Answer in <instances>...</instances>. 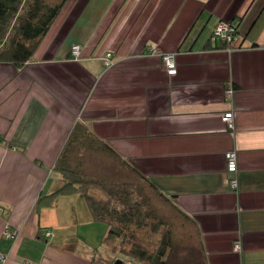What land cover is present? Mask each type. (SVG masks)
<instances>
[{"label":"crops","instance_id":"0c3cea01","mask_svg":"<svg viewBox=\"0 0 264 264\" xmlns=\"http://www.w3.org/2000/svg\"><path fill=\"white\" fill-rule=\"evenodd\" d=\"M220 20L231 43L212 35ZM77 122L195 222L204 264H264V0H66L21 68L0 62V264H119L79 245L83 197L36 209Z\"/></svg>","mask_w":264,"mask_h":264},{"label":"trees","instance_id":"16d2710c","mask_svg":"<svg viewBox=\"0 0 264 264\" xmlns=\"http://www.w3.org/2000/svg\"><path fill=\"white\" fill-rule=\"evenodd\" d=\"M65 2L0 0V62L21 68L31 58ZM88 153H102L113 160L118 168L126 171L127 177L99 178L90 175L84 166ZM54 167L60 173L61 184L52 193L41 195L36 209L52 206L58 196L83 197L90 219L104 221L107 225L102 241L117 246L130 264L132 260L140 264H170L171 258L176 255L174 228L153 205L154 197L189 223L197 236L195 222L170 197L83 123L77 122L72 127ZM134 230L144 231L145 234L137 235ZM156 236L155 241H151Z\"/></svg>","mask_w":264,"mask_h":264},{"label":"rangeland","instance_id":"374dc122","mask_svg":"<svg viewBox=\"0 0 264 264\" xmlns=\"http://www.w3.org/2000/svg\"><path fill=\"white\" fill-rule=\"evenodd\" d=\"M84 166L86 171L94 177H127L125 176L127 174L126 171L118 168L113 160L102 153H88L85 157ZM92 192L100 194L97 190H92ZM154 198L153 205L168 219L175 231L174 237L177 243L176 255H173L170 264H204L199 249H196L198 238L191 225L175 215L167 205L160 202L157 198L154 200ZM75 232L79 239V245L85 242L93 251H97V253L99 252L104 257H109L113 260H123L125 258V256L118 251L117 246H110L106 241H102V238L105 237L107 232V225L105 222L94 220L84 221L83 219H79L76 222ZM135 232L140 236H144L145 234V232L141 230H134V233ZM155 238H157V236L153 237L151 241H155ZM131 262L132 264H140V262L136 260H132Z\"/></svg>","mask_w":264,"mask_h":264},{"label":"built area","instance_id":"2783aa9c","mask_svg":"<svg viewBox=\"0 0 264 264\" xmlns=\"http://www.w3.org/2000/svg\"><path fill=\"white\" fill-rule=\"evenodd\" d=\"M237 33L236 26L231 23L230 21L220 20L216 25L213 27L212 35L214 38L219 39L221 41H225L231 43ZM146 50L152 54H158L161 57L163 62L164 68L168 75H172L176 73V63H175V54L173 52H160L158 49L148 45ZM70 55L71 58L74 60H78L80 58V47L78 44H72L70 47ZM105 65H110L111 60V53L107 52L103 58ZM228 95H231L232 90H227ZM223 120L226 126L229 129L234 128V119H233V112L226 111L223 114ZM225 159V170L227 173L234 175L237 171V163H236V151L235 150H228L224 153ZM230 187L235 188L237 186L236 178L231 177L229 179ZM8 234V232H6ZM234 248L239 249L240 244L238 242L234 243ZM6 256L0 252V261H4ZM126 264H130L129 261H126Z\"/></svg>","mask_w":264,"mask_h":264},{"label":"water","instance_id":"95a60500","mask_svg":"<svg viewBox=\"0 0 264 264\" xmlns=\"http://www.w3.org/2000/svg\"><path fill=\"white\" fill-rule=\"evenodd\" d=\"M117 263H119V264H120L121 262H120V261H119V262L117 261Z\"/></svg>","mask_w":264,"mask_h":264}]
</instances>
